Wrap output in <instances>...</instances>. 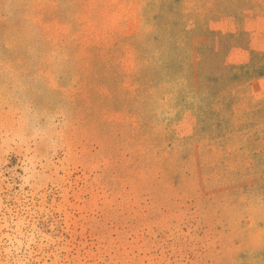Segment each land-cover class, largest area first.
Wrapping results in <instances>:
<instances>
[{"label":"rangeland","instance_id":"1","mask_svg":"<svg viewBox=\"0 0 264 264\" xmlns=\"http://www.w3.org/2000/svg\"><path fill=\"white\" fill-rule=\"evenodd\" d=\"M0 264H264V0H0Z\"/></svg>","mask_w":264,"mask_h":264}]
</instances>
